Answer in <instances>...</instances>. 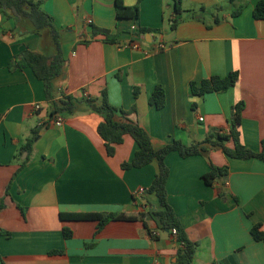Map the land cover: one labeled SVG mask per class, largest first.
<instances>
[{"label":"crops","instance_id":"0c3cea01","mask_svg":"<svg viewBox=\"0 0 264 264\" xmlns=\"http://www.w3.org/2000/svg\"><path fill=\"white\" fill-rule=\"evenodd\" d=\"M117 1L42 0L60 31L65 58L63 75L54 82L56 98L72 94L101 100L106 90L115 107L136 105L132 118L150 134L155 150L175 141L200 143L218 129L228 132L234 106L245 102L241 141L261 151L264 20H256L254 10L263 0H183L174 30V0H120L127 7L139 4L138 20L118 19ZM94 28L117 40L93 36ZM140 29L155 32L141 34ZM26 49L54 54L49 30L37 33L29 20L0 13V198L6 204L0 212V264H176L174 236L153 221L150 229L137 220L111 222L98 231L96 221L61 218L139 217L146 209L134 202L135 193L151 186L159 165L123 169L137 143L127 135L109 156L97 132L103 119L84 103L75 114H63V123L52 124L43 82L29 68H8ZM232 72L239 73V81L227 92L192 94L193 83ZM157 86L166 93L161 110L150 104ZM34 136L29 154L23 147ZM166 162L168 201L189 239L199 244L194 264H264V242L251 234L258 224L264 231V163L233 159L219 149L188 158L172 152ZM210 162L229 168L225 182L206 183ZM64 229L71 238H65Z\"/></svg>","mask_w":264,"mask_h":264},{"label":"trees","instance_id":"16d2710c","mask_svg":"<svg viewBox=\"0 0 264 264\" xmlns=\"http://www.w3.org/2000/svg\"><path fill=\"white\" fill-rule=\"evenodd\" d=\"M182 1L183 0H174L175 18L171 27L173 30L177 28L181 21L183 11ZM229 1L235 2L236 0ZM0 13L7 17L29 20L37 33L49 30L51 34L55 46L54 54L49 56L26 49L16 55L8 64V68L11 71L24 70L27 68L31 69L35 76L43 82L46 100L51 106L50 120H54L58 115H73L78 106L84 103L91 112L98 114L103 119L98 126L97 132L104 140L109 156L112 157L115 155L116 147L124 142L125 136L127 135H130L137 143L138 149L135 152L133 160L124 163L122 165L123 169H141L153 162H157L159 165V172L151 186L145 189L142 196L137 197V195H135L134 202H139V205L146 209V212L140 213L139 217L128 216L124 213H90L61 214V218L63 220L73 221H96L98 222V231H101L106 225L115 221L140 220L147 228H149L148 221H153L161 231H168L170 234H172L173 230L177 231L174 237L177 246L176 264H194L199 244L189 239L186 229L168 201L167 184L170 177V168L167 165L166 159L172 152H178L181 157L188 158L195 155H203L207 153L209 149H219L233 159H257L264 163V139L261 142V151L259 152L247 148L241 141L240 127L242 125L243 112L246 107L245 102H240L234 106L231 127L228 132H223L222 129H218L212 131L206 139L200 143L185 145L180 141H175L162 149L155 150L150 134L132 118V116L137 113L136 105L132 106L130 109L115 107L109 102L106 90L103 91L101 100H83L72 94H63L59 99L56 98L54 82L63 75L65 58L63 55L60 31L55 24L54 18L42 9V0H0ZM116 13L118 19L138 20L140 6L137 4L133 7H127L122 1L118 0L116 3ZM254 18L256 20H264V0L256 5ZM139 32L141 34H146L155 31L140 29ZM99 35L104 36L105 41L108 42H115L117 40L116 35H113L109 31L94 28L93 36ZM238 81L239 73L232 72L225 78L211 77L210 79L203 80L200 85L193 83L191 85V91L193 95L199 97L212 93H224L235 87ZM134 95L136 99L139 98L140 90L138 88H135ZM150 104L159 110L165 107L166 93L161 86H157L152 93ZM33 134L36 136L38 131L34 130ZM35 136L27 140L23 147L29 154L33 151ZM230 142L233 143L232 147L228 146ZM28 163L29 158L21 164L18 171L13 175L9 187L22 168ZM210 166L211 172L204 177L206 183L208 185H213L217 180H223L225 182L229 174V168L216 167L212 162H210ZM148 197H152L153 202L148 200ZM236 200L239 202L238 198ZM5 208V200L4 198H0V212ZM20 209L23 215H25L24 209L22 207H20ZM4 234L10 235V233ZM251 234L256 241L264 242L262 225H254ZM152 235L154 236V233H152ZM64 236L65 238H71L72 233L64 229ZM55 253L61 252L56 251Z\"/></svg>","mask_w":264,"mask_h":264},{"label":"built area","instance_id":"2783aa9c","mask_svg":"<svg viewBox=\"0 0 264 264\" xmlns=\"http://www.w3.org/2000/svg\"><path fill=\"white\" fill-rule=\"evenodd\" d=\"M134 31H135V33H137V30H134ZM164 48H165L164 45H160V46H159V49H160V50H161V49H164ZM36 109H37V110L40 109V106H39V105H36ZM199 120H200V121H203L204 119L201 117ZM61 123H63V117H62V115H58V116L52 121V124H61ZM144 192H145V189H144V188H141V189H139V190L135 193V195H137V197H140V196H142V195L144 194ZM176 234H177V231H176V230H173V231H172V235L175 237Z\"/></svg>","mask_w":264,"mask_h":264},{"label":"water","instance_id":"95a60500","mask_svg":"<svg viewBox=\"0 0 264 264\" xmlns=\"http://www.w3.org/2000/svg\"><path fill=\"white\" fill-rule=\"evenodd\" d=\"M168 232V231H167Z\"/></svg>","mask_w":264,"mask_h":264}]
</instances>
